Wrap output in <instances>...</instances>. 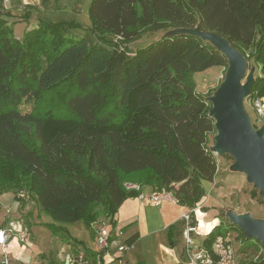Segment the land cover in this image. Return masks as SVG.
I'll return each mask as SVG.
<instances>
[{
  "label": "trees",
  "instance_id": "16d2710c",
  "mask_svg": "<svg viewBox=\"0 0 264 264\" xmlns=\"http://www.w3.org/2000/svg\"><path fill=\"white\" fill-rule=\"evenodd\" d=\"M2 3L0 195L11 191L23 206L24 193L53 221L82 220L90 231L99 216L113 223L122 202L144 185L191 208L203 201V183L217 171L209 145L214 119L188 77L227 68V59L188 33L135 51L128 44L171 28L215 32L255 62L248 99H264V0H91L90 32L80 38L70 35L76 22L39 20L22 40ZM24 103L29 111L21 110ZM220 225L204 237L208 251L226 235ZM242 264H264V255Z\"/></svg>",
  "mask_w": 264,
  "mask_h": 264
},
{
  "label": "rangeland",
  "instance_id": "374dc122",
  "mask_svg": "<svg viewBox=\"0 0 264 264\" xmlns=\"http://www.w3.org/2000/svg\"><path fill=\"white\" fill-rule=\"evenodd\" d=\"M90 2L91 0H3L2 4L3 8L11 13L7 16V20L14 37L22 40L25 31L34 27L39 20L76 22L80 27L72 29L70 35L80 38L81 35L90 32L92 25L88 14ZM27 12L29 14H26ZM173 30L171 28L145 32L139 39L128 44V47L130 51H135L161 36L170 34ZM225 71L226 68L213 66L202 72L190 74L188 81L195 86L197 92L207 98L219 87L224 79ZM256 73L255 62L253 60L247 62L246 76L241 82L244 84L250 74L254 77ZM20 108L22 111H29L31 104H21ZM243 109L249 116L254 129L260 127L264 129V116L255 113L248 97L243 99ZM214 134L215 131L209 136L210 146L214 144ZM214 155L217 160V171L212 181L203 183L206 189L204 203H199L195 208L198 211L193 212V216L190 217L196 223L197 214L198 232L201 235L205 234L204 225L212 227L217 222L216 219L211 222H206L205 219L218 217L221 222L219 230L222 234H226V238L231 241L235 249V260L232 264H242L246 260L262 255L264 246L255 238L247 239L243 236L236 225L233 226L234 224L230 223L229 215L244 214L264 222V198L253 182L247 180L243 172L232 168L234 159L229 154ZM22 195L25 199L23 206L11 191L0 195V223L6 230L7 241L4 250L0 245V263L6 261L5 264H66L70 258L63 263L62 255L71 250L73 245L79 246L77 242L86 238L91 240L90 230L84 221L68 224L55 222L29 196L24 193ZM13 222H19L28 229L26 239L14 238L16 233L9 231ZM56 226H62L63 229L55 231ZM201 235L194 232L191 243L202 244L205 236ZM11 240L17 241L12 247Z\"/></svg>",
  "mask_w": 264,
  "mask_h": 264
},
{
  "label": "water",
  "instance_id": "95a60500",
  "mask_svg": "<svg viewBox=\"0 0 264 264\" xmlns=\"http://www.w3.org/2000/svg\"><path fill=\"white\" fill-rule=\"evenodd\" d=\"M188 33L211 43L226 59L225 76L214 93L206 98L211 103L209 115L214 119V154H229L234 159L232 168L246 175L248 181L259 189L264 198V136L263 127L254 129L243 109V99L248 97L254 77L247 82L246 57L231 46L228 40L211 31L195 28H177L170 34ZM230 223L236 225L247 239L255 238L264 246V222L248 215H229ZM264 255V253H263Z\"/></svg>",
  "mask_w": 264,
  "mask_h": 264
},
{
  "label": "crops",
  "instance_id": "0c3cea01",
  "mask_svg": "<svg viewBox=\"0 0 264 264\" xmlns=\"http://www.w3.org/2000/svg\"><path fill=\"white\" fill-rule=\"evenodd\" d=\"M154 188L144 185L140 188L139 196L125 199L114 214L113 224L122 229L124 239L136 235L132 245L125 251L119 252L112 249L111 255L115 258H105L103 264H188V250H196L195 247L203 244H187L186 235L188 225L195 222L191 219L187 222L182 218L184 213H189L195 208L182 205L174 200H163L155 205L149 200ZM204 200V199H203ZM203 202V201H202ZM204 203V202H203ZM193 216V214L191 215ZM104 216H99L98 219ZM214 219L219 224L218 217H207L206 222ZM213 225V226H214ZM194 231L188 232L192 239ZM200 235L201 233L198 232ZM91 240L88 238L77 242L71 250L62 255L63 263L79 252H84L89 264H95L94 251L96 248L95 233L90 231ZM206 236V234L201 235ZM12 241V240H11ZM17 241L10 243L12 247ZM124 259V261H123Z\"/></svg>",
  "mask_w": 264,
  "mask_h": 264
},
{
  "label": "built area",
  "instance_id": "2783aa9c",
  "mask_svg": "<svg viewBox=\"0 0 264 264\" xmlns=\"http://www.w3.org/2000/svg\"><path fill=\"white\" fill-rule=\"evenodd\" d=\"M250 103L257 115L264 116L263 98L254 97L250 100ZM125 186L127 188L137 187L135 184H125ZM149 200L155 205L160 204L163 200L176 201L172 193L166 190H154L150 194ZM192 211L197 212L198 210L193 209ZM191 212L184 213L182 215V218L187 222V225L191 220ZM11 224L12 227L9 228V231L16 233L14 234V238H18L19 240L26 239L28 229L21 225L19 222H13ZM91 227L95 233L96 242V248L93 256L95 264H103L105 258L113 260L115 257L111 255V251L114 248H116L119 252H123L130 247L123 237L121 227L115 226L108 217H103L95 220L91 224ZM198 227L199 219L197 218L196 214L195 225H188L187 228L186 241L188 245L192 242L191 237L188 235V232L194 231L198 233ZM0 245L2 246L3 250L7 245L6 230L4 228H0ZM195 249L196 250L193 251L188 250V264H232L235 260V249L231 241L226 238V236L218 235L213 241L210 251L205 249L203 246L197 245ZM5 263L6 261L0 264ZM66 264H89V261L87 260L84 252H79L75 256L71 257Z\"/></svg>",
  "mask_w": 264,
  "mask_h": 264
},
{
  "label": "bare ground",
  "instance_id": "6f19581e",
  "mask_svg": "<svg viewBox=\"0 0 264 264\" xmlns=\"http://www.w3.org/2000/svg\"><path fill=\"white\" fill-rule=\"evenodd\" d=\"M204 230H205V234L209 233L211 227H207L206 225L203 226Z\"/></svg>",
  "mask_w": 264,
  "mask_h": 264
}]
</instances>
